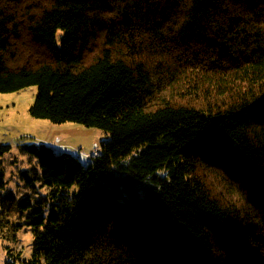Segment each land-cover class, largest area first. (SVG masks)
Wrapping results in <instances>:
<instances>
[{"label": "trees", "instance_id": "16d2710c", "mask_svg": "<svg viewBox=\"0 0 264 264\" xmlns=\"http://www.w3.org/2000/svg\"><path fill=\"white\" fill-rule=\"evenodd\" d=\"M31 86L111 139L21 144L24 193L0 168L8 264H264V0H0V94Z\"/></svg>", "mask_w": 264, "mask_h": 264}, {"label": "rangeland", "instance_id": "374dc122", "mask_svg": "<svg viewBox=\"0 0 264 264\" xmlns=\"http://www.w3.org/2000/svg\"><path fill=\"white\" fill-rule=\"evenodd\" d=\"M30 44V41H26ZM31 55L43 56L37 46L32 47ZM37 87L31 86L22 91L0 94V145L11 146V151L0 158V168L5 172L8 186L21 190L20 173L38 167L37 158L22 153L20 145L24 143L46 144L53 147L56 153H69L88 166L93 157L101 153V145L111 139L106 131L97 127H88L77 122L54 123L48 119H37L31 116L30 109L34 104ZM17 243H10L0 238V264H8L9 249L19 252L22 259L29 260L34 244L31 227H24L19 233Z\"/></svg>", "mask_w": 264, "mask_h": 264}]
</instances>
